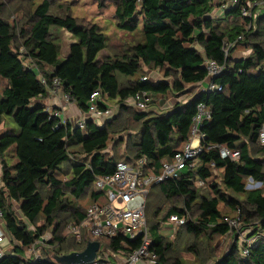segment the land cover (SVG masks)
Here are the masks:
<instances>
[{
	"label": "trees",
	"instance_id": "trees-1",
	"mask_svg": "<svg viewBox=\"0 0 264 264\" xmlns=\"http://www.w3.org/2000/svg\"><path fill=\"white\" fill-rule=\"evenodd\" d=\"M215 1L99 0L101 7H115L119 30L140 37L122 56L105 59H100L108 46L103 30L96 23L72 16L70 8L62 15L50 0H35L30 5L33 13L28 12L22 26L19 22L11 25L0 16V132L6 128L0 133V209L5 231L13 240L12 256L2 258L0 264H30L28 250L49 235L53 249L44 252L46 256L83 252L92 242L90 237L84 235L78 243L69 231L64 235L70 225L84 219L89 207L82 209L75 201L85 197L90 205L103 201L102 194L94 188L95 181L113 175L118 162L133 163L145 157L154 168L149 171L159 173L162 162L171 160L190 140L200 104L211 111V120L201 129L206 138L195 167L180 179L152 189L158 190L155 201L181 199L184 206L171 207L161 221L172 215L190 214L195 208L196 219L189 218L182 226L188 235L211 240L238 234L227 253L217 256L216 251L212 252V264H264V146L259 143L264 128V7H253L252 18H246L242 16L243 8L257 0H237L219 18V14H213L219 7ZM230 18L240 19L242 24L231 29L221 25L222 20ZM60 31L74 40L63 60ZM227 43L234 44L230 53L240 44H250L252 54L242 59H233L230 53L226 57ZM209 60L225 69L212 80L220 90L206 92L202 85L207 86L205 63ZM144 69L163 70L166 79L143 81V77L149 78L147 73L138 78ZM54 80L60 81L59 89L70 96L82 114L89 111L96 91L102 100L117 102V113L105 117L102 125L94 120H87L83 128L73 122L59 124L58 118L46 112L50 106L37 103L54 97ZM196 85L202 90L185 103H169L168 110L155 107L154 101L143 112L126 103L141 92L154 98L177 99ZM99 108L105 113L110 110L105 102ZM9 125L14 127L9 129ZM129 125L139 133L138 139L127 140L125 159L108 157L104 152L110 141L121 132L133 130ZM219 147L238 150L239 160L223 159ZM12 148L16 159L13 165L4 159ZM214 170L222 171L221 183L226 191L244 195L245 200L229 196L216 183L211 184L212 197L202 196L197 183H207ZM248 179L261 183L262 188L247 191ZM67 194L72 201L65 197ZM148 200L146 211L152 223L147 212L146 218L152 250L157 255L155 264H183L177 258L171 262L172 248L154 220L160 209L151 215ZM221 204L240 214L241 234L251 226L254 234L250 240L257 236L259 239L251 245L240 240V234L228 226L229 219L223 217ZM101 244L105 253L118 254L133 251L140 243L118 238ZM198 246L194 242L189 251L197 254ZM242 249H248V255L243 256Z\"/></svg>",
	"mask_w": 264,
	"mask_h": 264
},
{
	"label": "built area",
	"instance_id": "built-area-1",
	"mask_svg": "<svg viewBox=\"0 0 264 264\" xmlns=\"http://www.w3.org/2000/svg\"><path fill=\"white\" fill-rule=\"evenodd\" d=\"M236 3L237 0H216V4L219 6L218 13L222 15ZM253 7H264V0H257L254 3H250L247 8H243L242 16L252 18L251 11ZM238 40H241V37ZM233 47L234 44L228 43L224 46L226 57ZM205 67L208 72V81L204 91L220 90L217 85L212 83V80L221 75L225 66L209 60L206 61ZM142 80L148 81L149 78L143 77ZM152 83H154V80H152ZM53 85L55 88L52 94L61 104L55 107L57 110L54 111L52 110L53 108L49 107L46 112L51 117L58 118L59 124H66L68 120L64 115L63 106L74 105V102L69 95L63 94L59 89L60 81L54 80ZM161 98L165 100L167 97ZM154 100L155 98L152 94L141 92L135 97L128 99L126 103L143 112L149 109ZM102 102L101 94L98 91L94 92L90 99L89 111L84 114L83 121L79 123L81 128L84 127L87 120L98 121L109 116V109L105 113L99 108ZM167 106L170 109L171 105L168 104ZM210 120L211 111L203 104L198 105L191 127L190 140L171 160L162 162L159 173L154 174L149 171V169L154 168L150 167L149 162L144 157L133 163L118 162L113 175L96 179L94 188L98 193L102 194L103 201L92 203L86 209L84 219L77 225L72 224L69 226V233L78 243L82 242L84 235H87L92 242L123 238L132 242L139 240L140 244L133 251L126 253L111 254L110 252H103L99 254L100 250L103 249L104 251L100 242V250L94 264H103L104 261L107 264H155L157 255L152 250V237L146 218L147 198L155 186L167 181L178 180L195 167L197 158L204 149L202 142L206 138L201 129ZM259 143L264 146V128L260 132ZM219 153L223 159L238 161L240 158L238 150L227 147H219ZM197 185H203V183L198 182ZM3 217L4 213L0 209V260L13 254L11 248L13 240L5 231ZM188 219V213L183 216L172 215L169 218V222L176 227H182L186 225ZM242 221L240 214L235 219L228 221L230 229H234L240 236L242 235L239 232V228L242 226ZM253 239L254 241L252 242L247 241V244H253L259 239V236L251 240ZM52 249V245L47 243L44 238H40L30 247L26 258L30 264L43 262L47 258H53L52 255L46 256L47 254H43ZM241 251L243 256L248 255V249H242ZM101 256L105 258L103 259Z\"/></svg>",
	"mask_w": 264,
	"mask_h": 264
},
{
	"label": "rangeland",
	"instance_id": "rangeland-1",
	"mask_svg": "<svg viewBox=\"0 0 264 264\" xmlns=\"http://www.w3.org/2000/svg\"><path fill=\"white\" fill-rule=\"evenodd\" d=\"M35 0H0V16H2L5 20H7L11 25L15 24L16 22L20 23V26L25 24L27 22L28 18V12L32 9L30 7L31 3H34ZM53 4V8L55 11H57L59 14H65L67 11L66 8H70L72 11V16L84 19L87 22H93L99 25V27L103 30L104 34L108 38V46L107 48L100 54V59L105 58H114L122 56L126 51L129 50V48L137 43V41L140 40V37L138 34H129L126 32H123L119 30L116 26L115 22V7L113 5H109L106 7H101L99 5V0H50ZM41 0L37 1L35 3H39ZM59 6L63 7L64 9L59 10ZM34 10V9H33ZM33 10L31 12L33 13ZM66 11V12H65ZM236 24L241 25L242 20H234V19H228V20H222L221 25L226 27L227 29L233 28ZM58 36L61 40V51L63 52V56L65 55V50L67 51L68 46L71 41H74L72 36L68 34L65 31L58 32ZM250 45V44H249ZM246 46L245 44H240L236 46L233 51H231L230 55L233 57H241L247 58L249 55L252 54V51L250 47ZM238 53V54H237ZM62 60L65 59V57H61ZM147 73V74H146ZM149 76V79H153L154 83L163 81L166 79V77L163 75V70H156V71H150L147 69L143 70V73L138 76V78H141L143 76ZM204 88L205 86L202 85ZM201 86H194L189 88L185 91V94L181 95L180 98L175 99L173 96H168L165 99V104L168 105L169 103H174L176 101L180 102H187L190 97L194 95V93L199 92L202 90ZM105 102L108 109H110V115H115L118 110V105L116 101L113 102ZM162 102V98H155L154 100V106L159 107L162 106L160 104ZM60 103V102H59ZM61 104V103H60ZM67 112L64 111V115L67 117ZM73 117V116H71ZM80 121H83V115L80 119L73 118V124L79 125ZM106 120L103 118L97 123L102 125ZM14 127V125H12ZM130 127H133V130H127L124 132H121L117 135H115L112 140L109 143L108 149L104 152L108 157L117 158L118 160H124L125 155L127 153V140L131 138L132 140L138 139V129L134 127L133 125H129ZM14 162V159H13ZM222 177V171L220 170H214L213 177L210 179L207 183L203 185H197V188L202 196L205 197H212L213 196V190L211 188V184L216 183V185L222 189L224 193H227L229 196L232 195V197H236L239 200H245L244 195H233L230 192L226 191V189L223 187L221 183ZM61 179L66 181L64 176H60ZM262 188L261 184H258L250 179L246 181V190L252 191ZM158 190H152L148 197V209L153 210L151 211V215L156 210L160 209L161 212L157 218H154L155 223H159V233L164 237L165 242L170 245L172 250L170 251V257L172 258L171 262H174L175 259L182 260L183 264H212L214 260H212L213 255L212 252H215L214 255L221 256L228 252V250L231 248L232 245L235 244L236 235L235 233L226 235V236H216L213 237L211 240L206 239V237H202L200 239H195L193 236L188 235L185 232V229L182 227H176L174 224H170L169 217L167 220L161 219L164 217V215L167 213V211L171 207H177L179 209H184V206L182 204L181 199L175 200V201H166V200H159L158 202L155 201L158 197ZM65 197L67 199L72 201V197L70 194H67ZM82 209H85L87 206H90L91 201L85 197L78 201H75ZM157 202V203H156ZM156 203V204H155ZM155 206V208H154ZM14 208V207H13ZM154 208V209H153ZM219 209L222 212L223 217H227L230 220L235 219L238 216L237 211H233L224 204H221ZM147 212V218L148 221H151L150 215ZM189 218L195 220L197 216L196 209L193 208L190 212ZM152 223V221L150 222ZM249 227H245L242 232V236H240V239L252 242L253 240H250L251 236L254 234L252 231V228L250 226V229H247ZM67 230V229H66ZM69 230L64 231V235L68 233ZM67 237H70L69 235ZM47 243H50L51 236L49 237H43ZM49 241V242H48ZM198 243L197 248V254L194 252L189 251V248L193 245V243ZM53 247V246H52ZM103 249L99 251V254L103 253ZM105 255V254H104Z\"/></svg>",
	"mask_w": 264,
	"mask_h": 264
},
{
	"label": "crops",
	"instance_id": "crops-1",
	"mask_svg": "<svg viewBox=\"0 0 264 264\" xmlns=\"http://www.w3.org/2000/svg\"><path fill=\"white\" fill-rule=\"evenodd\" d=\"M215 3H216V1H215ZM213 14H215V15H218L219 13H218V10H215L214 11V13ZM220 16H222V15H220L219 14V18H220ZM74 41H71L70 42V44H72ZM70 44H69V46H70ZM69 46H68V49H67V51L65 50V55L63 56L62 54H63V52L61 51V57H66L67 56V54H68V52H69ZM238 54V53H237ZM233 59H241V57H235V56H233ZM206 87V86H205ZM39 102H41V103H43L44 105H46L47 107H56V106H59L60 105V103H59V101L56 99V98H54V97H51V96H49V97H47V99L45 100V101H37V103H39ZM160 104H162V106H160V109L161 110H163V108H165V109H167L168 110V106L167 105H164L165 104V100H162V102L160 103ZM64 107V110L68 113L67 114V120H68V122H73V118H75L76 117V119H80L81 118V116L83 115L84 116V114H82L74 105H70V106H63ZM163 107V108H162ZM76 108V109H75ZM71 116H73V117H71ZM99 124V123H98ZM100 125V124H99ZM7 128H9V129H11V128H13V126L11 125H9V127H7ZM2 130V129H1ZM6 131V128L5 129H3L0 133H2V132H5ZM4 159L7 161V162H9L11 165H13V164H15L16 163V159L14 158V149L12 148V149H10L7 153H6V155H4ZM11 159H12V163H11ZM13 159H14V162H13ZM1 158H0V177H1V173H2V169H1ZM2 185L0 184V187H1ZM23 221H24V223L26 224V225H29L27 222H26V220L25 219H22ZM32 226H29V228H31ZM243 242H246L245 240H242ZM100 250V249H99Z\"/></svg>",
	"mask_w": 264,
	"mask_h": 264
},
{
	"label": "water",
	"instance_id": "water-1",
	"mask_svg": "<svg viewBox=\"0 0 264 264\" xmlns=\"http://www.w3.org/2000/svg\"><path fill=\"white\" fill-rule=\"evenodd\" d=\"M100 249V242L88 243L85 250L81 253L73 252L61 257L47 258L43 262L48 264H94Z\"/></svg>",
	"mask_w": 264,
	"mask_h": 264
}]
</instances>
